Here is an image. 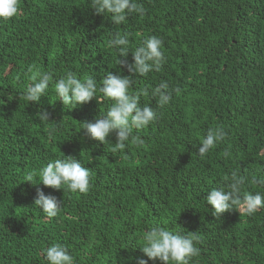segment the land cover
I'll return each mask as SVG.
<instances>
[{"label":"trees","instance_id":"obj_1","mask_svg":"<svg viewBox=\"0 0 264 264\" xmlns=\"http://www.w3.org/2000/svg\"><path fill=\"white\" fill-rule=\"evenodd\" d=\"M135 2L144 14L121 25L96 14L91 0H19L16 17L0 18V264H47L42 250L55 243L73 264H138L148 259L140 247L152 227L192 232L199 254L189 264H264V208L216 219L206 204L237 169L247 177L244 192L264 193L252 182L264 178V0ZM117 32L128 33L127 63L149 35L162 39L164 53L159 70L131 76L130 94L142 93L140 105L157 118L123 150H114L115 133L103 144L82 130L110 100L68 109L54 87L69 71L98 85L109 71L131 75L109 45ZM30 67L54 77L38 102L23 96ZM162 83L172 99L158 107L152 90ZM39 109L50 121L38 120ZM216 126L225 141L199 156ZM64 155L90 170L86 193L40 183L38 170ZM29 173L37 185L25 181ZM37 188L61 202L56 217L34 205Z\"/></svg>","mask_w":264,"mask_h":264},{"label":"clouds","instance_id":"obj_2","mask_svg":"<svg viewBox=\"0 0 264 264\" xmlns=\"http://www.w3.org/2000/svg\"><path fill=\"white\" fill-rule=\"evenodd\" d=\"M91 9L98 15L109 14L116 25L123 24L133 13L143 15L145 12L143 5L135 0H91ZM19 12V0H0V18L10 19L16 17ZM109 45L117 51L118 57L125 58L119 59L118 63L120 66L126 65L131 75L109 71L98 85L92 76L78 78L75 73L69 71L55 80L54 87L56 96L68 109L87 103L93 98L97 103L104 99L110 100L112 103L106 114L96 116L94 122H82V130L87 137L103 144L110 134L115 133L114 150H123L126 142L132 138L134 130L146 127L157 118V113L151 106L140 105L139 97L142 93L130 94V88L133 83L132 75L146 76L154 68L159 70L164 59L161 50L163 41L155 35L145 37L141 46L131 52L132 63H127L126 60L129 53L127 32H117L109 40ZM28 71L34 74L31 75V82L26 85L23 96L27 102H38L49 89L54 77L50 72L31 67ZM97 93L101 95L97 96ZM152 96L158 98V107H163L172 99V92L168 91L167 83H162L152 90ZM35 115L41 122L50 121V113L45 109L37 110ZM226 137L227 133L222 126L209 128L199 143L197 154L205 156L218 143L225 141ZM223 156L228 158L230 152L225 149ZM38 178L44 186L63 189L64 192L86 193L90 186V170L82 166L75 156L64 155L50 161L38 170ZM246 180L247 177L242 175L239 169L233 170L224 186L208 191L206 204L211 206L213 217L220 218L223 213L232 210L250 216L264 208V193L244 192ZM25 181L33 184V174L29 173ZM252 182L264 186V178H253ZM34 205L51 218L58 215L61 202L37 188ZM191 233L183 235L164 227H152L145 233L143 246L140 247L148 259L140 258L138 264H148L149 260H159L161 264H189L190 260L199 254ZM42 251L47 264H73V256L62 243H55Z\"/></svg>","mask_w":264,"mask_h":264}]
</instances>
